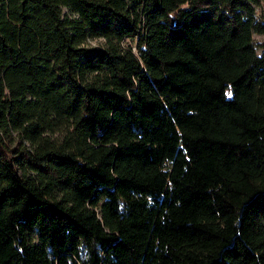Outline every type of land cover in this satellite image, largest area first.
<instances>
[{
    "label": "trees",
    "instance_id": "obj_1",
    "mask_svg": "<svg viewBox=\"0 0 264 264\" xmlns=\"http://www.w3.org/2000/svg\"><path fill=\"white\" fill-rule=\"evenodd\" d=\"M258 4L0 0V264H264Z\"/></svg>",
    "mask_w": 264,
    "mask_h": 264
},
{
    "label": "rangeland",
    "instance_id": "obj_2",
    "mask_svg": "<svg viewBox=\"0 0 264 264\" xmlns=\"http://www.w3.org/2000/svg\"><path fill=\"white\" fill-rule=\"evenodd\" d=\"M262 11H264V0H259V4L256 6V12L260 14ZM264 40L263 36L260 35H254V41L258 45ZM87 45L91 47H97L101 45V40L99 39H88ZM135 53V50H132Z\"/></svg>",
    "mask_w": 264,
    "mask_h": 264
}]
</instances>
